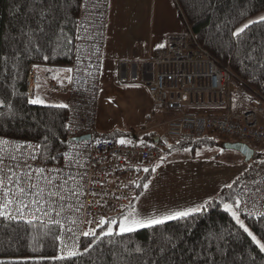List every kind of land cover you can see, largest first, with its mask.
<instances>
[{
	"label": "trees",
	"instance_id": "trees-1",
	"mask_svg": "<svg viewBox=\"0 0 264 264\" xmlns=\"http://www.w3.org/2000/svg\"><path fill=\"white\" fill-rule=\"evenodd\" d=\"M176 2L198 43L234 73L232 80L237 87L230 95L229 109L237 103L250 105L255 96L264 95V21L252 20L255 23H246L250 26L239 37L233 35L246 20L264 10V0ZM80 3L81 0H0V135L39 142V160L51 168L64 160L69 144L68 100L64 104L30 103L35 92L32 97L28 95L27 75L33 64L64 67L72 61ZM51 79L55 78L50 77V88L60 87L58 81V87H51ZM235 92L248 96V101L236 99L233 104ZM164 108L172 112L169 118L184 111L220 110L213 105L188 104ZM159 128L147 129L143 137L163 144L161 157L170 149L190 146L195 151L215 143L213 132L175 136L167 131L160 133ZM135 130L115 128L98 134L117 138ZM161 157L151 163H132L131 168L140 173L134 196L120 214L106 216L104 221L119 219L134 206L136 193L152 177L151 165ZM254 161L257 166L263 165L264 151L257 150ZM240 176L203 202L201 211L188 217L130 233L115 228L112 235H105L111 223L99 224L91 231L95 235H82L69 252L59 247L62 225L0 216V264H264V250L224 208L223 203L230 202L242 212L235 188ZM242 215L264 243V214ZM72 252L76 255H70Z\"/></svg>",
	"mask_w": 264,
	"mask_h": 264
},
{
	"label": "built area",
	"instance_id": "built-area-1",
	"mask_svg": "<svg viewBox=\"0 0 264 264\" xmlns=\"http://www.w3.org/2000/svg\"><path fill=\"white\" fill-rule=\"evenodd\" d=\"M110 1L80 3L74 55L65 66L69 77L59 85L68 96L69 108V144L64 160L51 168L39 160V142L0 135V205L13 201L0 211L11 213L10 218L62 225L61 251L74 250L83 233H91L106 216L124 210L134 196V184L140 179V173L131 168L132 163L154 162L161 157L163 147L159 140L149 141L138 130L117 138L98 134L95 123ZM185 25L184 32L168 35L165 46L146 57L121 59L118 81L145 83L155 106L220 108L208 113L184 111L161 123L170 135L202 136L217 132L250 145L254 150L249 160L252 167L236 182V194L245 215L264 214V164L257 166L254 161L256 151H264V95L255 96L250 105L237 103L229 109L230 95L235 90L233 71L229 66H221L198 43L186 20ZM37 81L38 71L33 64L27 75V92L31 97ZM50 86L58 87L57 80L51 79ZM148 119L153 120L152 113ZM156 127L152 124L145 130ZM86 133L89 138H75ZM20 188L25 190L24 194L19 193ZM21 201L26 208L21 209Z\"/></svg>",
	"mask_w": 264,
	"mask_h": 264
},
{
	"label": "rangeland",
	"instance_id": "rangeland-1",
	"mask_svg": "<svg viewBox=\"0 0 264 264\" xmlns=\"http://www.w3.org/2000/svg\"><path fill=\"white\" fill-rule=\"evenodd\" d=\"M260 17H264V10L246 20L241 27L252 20L259 19ZM36 67L38 71V84L35 88V95L31 100L39 97L45 103H66L68 100L67 95L62 93L60 87L50 88L48 82L50 77H54L59 83H64L69 77L68 69L65 66L44 64H37ZM112 97H116L118 102L116 101L115 105L106 109L105 113H100V120L102 119V116L104 117L105 123H107L108 119L114 126H116L115 128H135L136 130L141 131L142 135L146 131L145 124L148 126L156 124L157 127H160L159 132L166 134L165 125L162 124L161 121L167 120L172 112L167 108H164V106H158L155 112H151L152 109L148 112L145 111L144 106L149 102V98L145 91H126L123 94L116 92ZM236 99L246 102L248 101V96H245L240 92H235L233 94V104ZM152 105H154L153 99ZM150 112L153 114L152 122L148 120ZM98 114L97 111V115ZM143 116L147 119L145 124H135V126L130 125L125 127L126 125H129L130 121L141 120ZM155 116L158 117L157 120L155 119ZM100 120L97 122L96 117L95 124L96 127L98 126L97 131L98 133L106 132L105 129L99 127ZM211 136L215 140V143L213 144H205L202 147H198L195 151H193L190 146L181 149H170L165 157H161L153 163L151 166L153 167L154 175L152 174V176L156 177L157 165L168 163V155H174V159L181 158L178 161L180 162L178 164L180 170L177 168H169L170 166L166 167L168 171L165 173L164 180L168 181L171 178V184L166 185L162 181L163 172L159 173L155 182L150 181L149 179L147 187H144L138 192V194L136 193L134 206L130 207V209L119 219L112 218V220H118V224H110L109 227L113 230L115 228L119 230V223L125 216H129L130 213V218L150 219L164 217L175 211H180L181 209L176 207L184 208V204H190L195 193L199 195L198 202H205L211 196L216 195L222 187L229 185L235 177L240 175L243 171L246 170L245 172H247L251 169L252 166L250 164H252V162L245 160L242 153L238 150L224 146V141L232 139L222 137L217 132H213ZM191 174H194L192 178ZM182 182L183 186H180ZM187 189L190 191L184 192ZM202 204L203 203L200 205ZM223 204L232 205L233 211H235L239 218L244 222L245 227L256 236V234L245 223L242 212L237 207L230 202H225ZM257 239L260 240L258 237Z\"/></svg>",
	"mask_w": 264,
	"mask_h": 264
},
{
	"label": "crops",
	"instance_id": "crops-1",
	"mask_svg": "<svg viewBox=\"0 0 264 264\" xmlns=\"http://www.w3.org/2000/svg\"><path fill=\"white\" fill-rule=\"evenodd\" d=\"M186 30V25L180 15L176 0H111L106 33V46L104 52V63L102 73V88L98 101L97 122L100 120V113L112 107L118 102L112 96L118 92L123 94L126 91H145L149 102L144 106L145 111L155 112L157 107L152 105L153 97L148 92L145 83L120 82L118 81V63L121 59H141L146 57L158 48L165 46L168 35L180 33ZM235 85V89H236ZM147 109V110H146ZM146 112V113H147ZM150 112V113H151ZM101 114V115H102ZM157 116V115H156ZM155 116L157 120L158 117ZM100 128L109 131L115 128L108 119L104 122L101 116ZM147 119L143 116L141 120H132L127 126L145 124ZM149 121H153L148 119ZM148 121V122H149ZM149 122V123H151ZM98 125V124H97ZM117 125V124H115ZM150 126V125H149ZM98 127V126H97ZM142 127V126H140ZM145 127H148L145 124ZM127 129V128H123ZM181 159V158H179ZM179 159H174V155H168V163L158 164L156 167L157 176H152L150 181H156L160 172H163L162 181L167 185L172 183V179L165 181V173L169 168H179ZM154 175V174H153ZM194 174H191V178ZM149 181V182H150ZM180 186H183V182ZM189 192L187 189L184 192ZM197 193L191 199L190 204H184L182 210L199 206L204 201L198 202Z\"/></svg>",
	"mask_w": 264,
	"mask_h": 264
},
{
	"label": "snow or ice",
	"instance_id": "snow-or-ice-1",
	"mask_svg": "<svg viewBox=\"0 0 264 264\" xmlns=\"http://www.w3.org/2000/svg\"><path fill=\"white\" fill-rule=\"evenodd\" d=\"M259 21H264V17H260ZM250 23H255V22H250ZM250 25L249 24H245L243 27H241L240 29H238L233 35L239 37ZM45 59H47V57H45ZM30 103L33 104H38V103H44L43 100H41L39 97H36L35 99L30 100ZM62 107H67L66 105H62ZM2 142V141H0ZM120 143H125V141L121 140ZM42 171V170H41ZM144 171H148V169H144ZM0 184H2V181H0ZM144 187L146 188L147 185H144ZM20 194H24V189L20 188L18 189ZM13 201L12 200H8L5 204L0 205V209H6L7 206L9 204H12ZM35 203V201H34ZM20 206L21 209L26 208L27 205L23 203V201L20 202ZM205 207V205H200L194 208H189L186 210H182V211H175L169 215H166L164 217H160V218H150V219H139V218H130L131 213L129 214V216H125L123 218V220L119 223V230L121 233H130L135 231L138 228H145V227H152L154 225H159L164 223L166 220H173V219H180V218H185L188 217L190 215H192L195 212H199L201 211L203 208ZM224 208L226 211H229L232 213L233 217L236 219L237 224L240 225L241 228L244 229L245 232H248V235L252 237V240L256 242V244L259 245L261 250H264V243H261L260 240L257 239L256 236H254L247 227H245L244 222L239 218V216L237 215V213L235 211H233L232 205L230 204H225ZM37 211H39V209H37ZM0 216H5V217H11V213H8L6 211H0ZM101 224H105V223H111V224H116L117 221L112 220V221H104L101 220L100 221ZM90 233L85 232L83 233L84 236H88ZM92 235H95V233H91ZM113 234V229L111 227L108 228L107 232L105 233V235H112ZM36 249L34 248L33 251H35ZM70 255H76L75 252L70 253ZM61 259H63V257H61Z\"/></svg>",
	"mask_w": 264,
	"mask_h": 264
},
{
	"label": "water",
	"instance_id": "water-1",
	"mask_svg": "<svg viewBox=\"0 0 264 264\" xmlns=\"http://www.w3.org/2000/svg\"><path fill=\"white\" fill-rule=\"evenodd\" d=\"M90 137V134L89 133H86V134H82V135H79V136H76L75 138L77 140H80V139H86V138H89ZM224 146L227 147V148H232V149H235V150H238L240 153L243 154L244 156V159L249 161L252 156H253V153H254V150L253 148L248 145L247 143L243 142V141H231V140H228V141H224Z\"/></svg>",
	"mask_w": 264,
	"mask_h": 264
},
{
	"label": "bare ground",
	"instance_id": "bare-ground-1",
	"mask_svg": "<svg viewBox=\"0 0 264 264\" xmlns=\"http://www.w3.org/2000/svg\"><path fill=\"white\" fill-rule=\"evenodd\" d=\"M26 138V137H25ZM257 162V161H256ZM243 174V173H242ZM240 176V175H239ZM238 177V176H237ZM237 180V179H236Z\"/></svg>",
	"mask_w": 264,
	"mask_h": 264
}]
</instances>
